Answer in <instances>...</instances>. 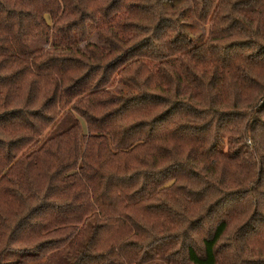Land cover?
Instances as JSON below:
<instances>
[{
  "label": "trees",
  "instance_id": "1",
  "mask_svg": "<svg viewBox=\"0 0 264 264\" xmlns=\"http://www.w3.org/2000/svg\"><path fill=\"white\" fill-rule=\"evenodd\" d=\"M0 264H264V0H0Z\"/></svg>",
  "mask_w": 264,
  "mask_h": 264
},
{
  "label": "rangeland",
  "instance_id": "2",
  "mask_svg": "<svg viewBox=\"0 0 264 264\" xmlns=\"http://www.w3.org/2000/svg\"><path fill=\"white\" fill-rule=\"evenodd\" d=\"M180 6H185V4H180ZM187 8V7H186ZM193 19H194V17H193ZM187 20H188V23H187V30L192 34V35H198V34H202L203 32H202V30H201V28H203L202 26H196L195 24H194V21L192 20V19H190L189 17H187ZM195 20V19H194ZM196 21V20H195ZM193 24V26H191ZM199 25V24H198ZM208 27H204V29L205 30H208L207 29ZM38 47V45H37V41H34V42H32V48L33 49H35V48H37ZM136 91V89L134 88V87H131V86H129V87H126V90H125V92H127V93H133V92H135Z\"/></svg>",
  "mask_w": 264,
  "mask_h": 264
}]
</instances>
